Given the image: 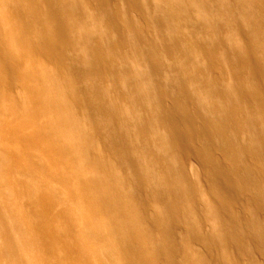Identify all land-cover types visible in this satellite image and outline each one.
<instances>
[{
  "label": "bare ground",
  "instance_id": "6f19581e",
  "mask_svg": "<svg viewBox=\"0 0 264 264\" xmlns=\"http://www.w3.org/2000/svg\"><path fill=\"white\" fill-rule=\"evenodd\" d=\"M0 114V264H264V0H0Z\"/></svg>",
  "mask_w": 264,
  "mask_h": 264
},
{
  "label": "rangeland",
  "instance_id": "374dc122",
  "mask_svg": "<svg viewBox=\"0 0 264 264\" xmlns=\"http://www.w3.org/2000/svg\"><path fill=\"white\" fill-rule=\"evenodd\" d=\"M4 118L5 119L8 118V119H6V121H5ZM18 119L21 121V119L18 117H15V119H14L13 116L8 117L7 114H0V120H1L0 121V138L4 139L5 145L6 144L15 145L16 144L17 138L14 135V133L16 131L19 133L17 136L19 138L21 137L23 144L27 145V144H30L32 142V139L34 136V133L32 131H34V130L36 131V127L31 126V124L26 122L25 120H22L19 123ZM23 121H25V122L23 123ZM21 123H22V125H21ZM15 124H16V127H15ZM40 125H41V123H40ZM12 131H14V132H12ZM70 172H71V168H69L68 173H70ZM71 198L74 199L73 194H72ZM59 213H60V209L56 210L54 207L48 209L49 218L51 219V221H53V223H55V225L61 219V217H59ZM61 228H63L62 223H61Z\"/></svg>",
  "mask_w": 264,
  "mask_h": 264
}]
</instances>
